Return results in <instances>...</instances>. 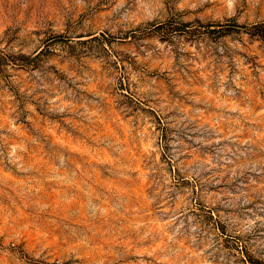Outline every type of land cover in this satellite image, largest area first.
Here are the masks:
<instances>
[{"label":"rangeland","instance_id":"rangeland-1","mask_svg":"<svg viewBox=\"0 0 264 264\" xmlns=\"http://www.w3.org/2000/svg\"><path fill=\"white\" fill-rule=\"evenodd\" d=\"M0 264H264V0H0Z\"/></svg>","mask_w":264,"mask_h":264}]
</instances>
